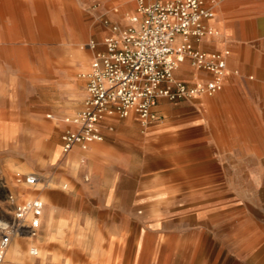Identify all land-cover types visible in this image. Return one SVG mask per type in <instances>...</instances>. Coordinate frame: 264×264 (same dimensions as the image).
Listing matches in <instances>:
<instances>
[{"label": "rangeland", "instance_id": "rangeland-1", "mask_svg": "<svg viewBox=\"0 0 264 264\" xmlns=\"http://www.w3.org/2000/svg\"><path fill=\"white\" fill-rule=\"evenodd\" d=\"M62 1L86 10L96 5L94 0ZM60 42L56 35L53 90L37 82L46 78L45 67L25 75L16 67L9 76L0 60V93L5 86L14 94L36 93L35 101L47 107L0 112V182L6 186L0 190V206L9 209L6 193L17 202L39 197L44 204L37 235L15 236L1 264H112L118 259L124 264H175V253L166 263L173 239L192 242L186 264H260L264 140L241 146L236 144L245 141L215 139L209 150L214 155L208 156L206 149L184 146L187 140L175 130V123L197 117L191 110L182 115L174 110L180 105H171L173 111L163 112L156 124L144 127L131 114L102 141L64 153L60 136L69 126L65 119L83 107L79 92L83 88L86 96L90 58L87 64V56L81 55L82 67L71 72L58 62L64 54ZM34 47L25 54L40 57L41 43ZM66 74L75 80L70 90L59 82ZM16 171L37 173L36 187L17 184ZM120 237L127 240L117 253ZM32 247L38 255L29 253Z\"/></svg>", "mask_w": 264, "mask_h": 264}, {"label": "crops", "instance_id": "crops-1", "mask_svg": "<svg viewBox=\"0 0 264 264\" xmlns=\"http://www.w3.org/2000/svg\"><path fill=\"white\" fill-rule=\"evenodd\" d=\"M93 2L94 8L86 10L77 3L72 5L62 0H0V60L5 74L12 76L16 67H22L24 75L33 68L45 67L46 78L37 82L41 87L53 90L56 35L61 38L64 53L58 60L61 65L71 72H78L82 67L81 55L87 56V64L89 57L91 64L94 53L103 51L104 38L112 34L110 25L124 27L128 16L136 9V0ZM205 2L214 12L207 25L215 33L206 35L194 45L206 52L228 51L222 89L212 95L186 98L176 103L162 99L157 104V111L164 118L163 112L170 114L173 111L171 105H180L174 110L182 115L191 110L197 119L193 117L190 123H175V130L182 140H187L184 146L206 149L207 155L213 156L209 150L215 147V139L245 141L236 144L241 146L261 145L264 140V0ZM56 13L63 14V18L60 16L57 20ZM28 34H34L35 39L26 37ZM25 39L30 42L23 41ZM39 43L40 57L25 54L33 52L34 45ZM174 75L188 82L212 78L210 72L191 65L188 60L175 69ZM59 82L63 89L70 90L75 80L66 74ZM10 85L12 89L14 84ZM8 88L5 86L0 93V99H3L1 113L8 109L18 113L47 109L35 101L39 98L36 93L14 94ZM84 97L85 91L81 88V105H84ZM124 124V119L107 118L102 122V131L106 137L108 132L119 130Z\"/></svg>", "mask_w": 264, "mask_h": 264}, {"label": "built area", "instance_id": "built-area-1", "mask_svg": "<svg viewBox=\"0 0 264 264\" xmlns=\"http://www.w3.org/2000/svg\"><path fill=\"white\" fill-rule=\"evenodd\" d=\"M213 15L205 0H136L127 25L111 24L112 34L104 38L103 51L92 57L84 105L73 118L65 119L69 126L60 136L62 152L102 141V122L107 118L133 114L147 127L160 121L157 104L162 99L174 103L220 91L228 51L206 52L194 45L215 33L207 25ZM187 60L210 72L212 78L194 82L177 78L175 69ZM14 180L36 187L39 175L16 171ZM0 190L6 191L3 182ZM6 201L9 209L0 206V264L15 236L37 235L44 207L39 197L17 202L6 193ZM30 253L37 255V248L32 247Z\"/></svg>", "mask_w": 264, "mask_h": 264}, {"label": "bare ground", "instance_id": "bare-ground-1", "mask_svg": "<svg viewBox=\"0 0 264 264\" xmlns=\"http://www.w3.org/2000/svg\"><path fill=\"white\" fill-rule=\"evenodd\" d=\"M167 199V198H166ZM216 207V206H215ZM219 207V206H218ZM220 208V207H219ZM215 209V208H214ZM212 212V211H211ZM251 218V217H250ZM187 221V220H186ZM70 230V229H69ZM264 230V229H263ZM215 232V231H214ZM204 234V233H203ZM125 240H127L125 237H120L119 238V242H118V246H117V253H119V250H121V245L125 244ZM142 241V239L138 238L137 241ZM160 240V239H159ZM168 240V239H167ZM170 241V240H169ZM182 240L180 241V239H173L168 245H167V251H168V256L166 259V263L169 261V259L174 255V253L176 254V263L175 264H186V253L190 252L191 247H192V242L191 241H186ZM159 242V241H158ZM167 242V241H166ZM130 243V242H129ZM157 245V244H156ZM159 247V246H158ZM207 248V247H206ZM140 249V248H139ZM38 250V249H37ZM162 250V249H161ZM260 250V249H259ZM7 251V249H6ZM10 251V250H9ZM187 251V252H186ZM216 251V250H215ZM256 251V250H255ZM254 251V252H255ZM14 252V251H13ZM205 252V251H203ZM202 252V253H203ZM209 252V251H208ZM30 253V252H29ZM6 254V252H5ZM12 254V253H11ZM166 254V253H165ZM38 255V253H37ZM40 256H43V253L41 252ZM165 256V255H164ZM35 257V256H33ZM5 258V256H4ZM196 258V257H195ZM53 259V258H52ZM204 259V258H203ZM206 259V257H205ZM204 259V260H205ZM231 259V258H230ZM257 259H259V263L260 264H264V255L263 256H257ZM195 260V259H194ZM203 260V261H204ZM202 261V262H203ZM211 261V260H210ZM262 261V262H261ZM241 262V261H240ZM220 263V262H219ZM112 264H124V262L121 263L120 259L115 260ZM200 264V262H199ZM203 264V263H202ZM253 264V263H252Z\"/></svg>", "mask_w": 264, "mask_h": 264}]
</instances>
